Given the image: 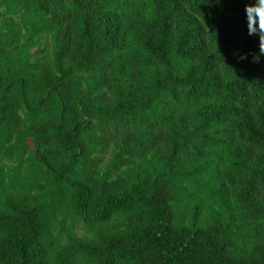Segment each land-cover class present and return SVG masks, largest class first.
I'll list each match as a JSON object with an SVG mask.
<instances>
[{"label": "trees", "instance_id": "16d2710c", "mask_svg": "<svg viewBox=\"0 0 264 264\" xmlns=\"http://www.w3.org/2000/svg\"><path fill=\"white\" fill-rule=\"evenodd\" d=\"M244 2L0 0V264H264Z\"/></svg>", "mask_w": 264, "mask_h": 264}, {"label": "clouds", "instance_id": "9594fccd", "mask_svg": "<svg viewBox=\"0 0 264 264\" xmlns=\"http://www.w3.org/2000/svg\"><path fill=\"white\" fill-rule=\"evenodd\" d=\"M243 14L247 35L258 37L259 55L254 59L259 60L264 56V0H245ZM238 58L244 60L247 54L239 53Z\"/></svg>", "mask_w": 264, "mask_h": 264}, {"label": "rangeland", "instance_id": "374dc122", "mask_svg": "<svg viewBox=\"0 0 264 264\" xmlns=\"http://www.w3.org/2000/svg\"><path fill=\"white\" fill-rule=\"evenodd\" d=\"M78 232H79L80 234H81L82 232L84 233V231H83V230H79Z\"/></svg>", "mask_w": 264, "mask_h": 264}]
</instances>
